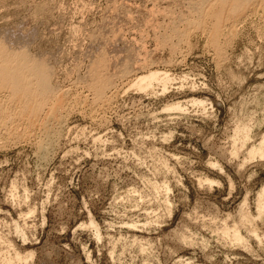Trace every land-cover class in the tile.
<instances>
[{"label": "rangeland", "instance_id": "374dc122", "mask_svg": "<svg viewBox=\"0 0 264 264\" xmlns=\"http://www.w3.org/2000/svg\"><path fill=\"white\" fill-rule=\"evenodd\" d=\"M218 2L0 0V46L49 66L55 104H5L0 264H264V0L215 49Z\"/></svg>", "mask_w": 264, "mask_h": 264}, {"label": "bare ground", "instance_id": "6f19581e", "mask_svg": "<svg viewBox=\"0 0 264 264\" xmlns=\"http://www.w3.org/2000/svg\"><path fill=\"white\" fill-rule=\"evenodd\" d=\"M252 1L253 0H219L218 4H215L214 6H211V8H208L210 10H208L207 15L205 16L206 19H200L201 22L197 21L198 24L200 23L199 25L202 24L203 26L209 24V20H207L208 17L215 21L214 27L210 25L212 27L210 29V37H211L210 43L211 44L213 43L215 49L219 48V45H218L219 36L218 35H220V34H218V33H219V28L221 27L220 24L222 22H224L225 20L229 19V17L231 15L237 14L241 9L246 7L247 4H249ZM226 4H228L229 6L226 7L225 6ZM202 15H203V12H202ZM210 26H209V28H210ZM1 33L3 36V32H1ZM11 33H12V30H11ZM14 33L12 34L13 37L17 36ZM220 33H221V30H220ZM21 34H20V36H21ZM24 37H25V34H24ZM24 37L22 35L21 38H24ZM26 37H28V36H26ZM4 39H5V37H4ZM16 39H18V38L16 37ZM24 39H22V40L24 41ZM28 39H29V37H28ZM19 40H20V38H19ZM1 41H2V39H1ZM16 42L18 43V41H16ZM3 43H5V41H3ZM0 44H2V43L0 42ZM5 45H8V44H5ZM3 46H4V44L2 46H0V93L1 92L7 93V98H6L7 103H3L4 101L2 102V100H1L2 104H4V105H2V104L0 105V124H2L4 121H7L8 119L13 120V118H14V116H10V115L7 116V113L10 112L9 107L7 108V105L9 103H10V105L12 103L13 106H14V104L18 105L17 107H19V109H20L19 114H24V112L35 114V113H38L43 108V106H47V105H49V107H51L50 110H53L55 107V104L54 103L52 104L53 101L51 102V104L49 103L51 101L50 98H52L54 95L53 94L54 92L52 91L53 88L50 86V82H51L50 77H51L52 73L50 72L51 69H49V66H46V63H44L38 59H33V57L30 58V55L29 56L25 55L27 52L24 53L23 51H25L27 49H25L23 51L21 50L24 54H21L22 52L20 53L18 51V53H20V55L16 54L17 56H14L15 55V53H14L15 51H14L13 52L14 57L9 58L7 56L8 57L7 58L5 55L6 54V50H5L6 47L4 48ZM10 48H8V49H10ZM11 50H10V52H9V50H7V55L9 53L12 54ZM3 53H4V56H3ZM102 54H104V53H102ZM10 56H12V55H10ZM103 57L106 59V57L104 55H103ZM102 58L99 57V59H102ZM109 59H108V62H109ZM95 61L96 60H94L93 63H95ZM92 65L90 67H92V68L94 67L95 69L93 68V70L92 69L90 70V68H89V70L91 72V73L90 72L89 73L90 74L93 73L95 75V73L98 72L97 70L101 69L100 66L102 65V62L97 61L95 63V65L94 64H92ZM104 65H106V63ZM104 65H103V67H104ZM99 74L100 73H98V75ZM94 75H91V76L94 77ZM165 75L163 78H161V75L158 71H149V72H147L146 75H141V77L137 80L135 87L139 91H145L150 86H152L153 82H157L159 80H161L162 82L167 81L168 76L167 75L165 76ZM96 77H97V75H96ZM100 80H101L103 86L100 84L99 85L102 88L99 86L97 88V87H95V86H97V84L96 85L94 83L92 84L93 85L92 88L95 87L96 89L95 88L94 89L97 90L96 91L97 94H95V95L98 96V99H99V95H100V98L103 97L102 92H103V88L105 85L104 82H106L105 79H103L102 77L100 78ZM105 88H106V86H105ZM6 99H4V100H6ZM52 100H56V99H52ZM5 104H7V105H5ZM258 151H261L264 153V141L262 142L261 146H259ZM253 152H254V150H252L251 153H253ZM261 156H264V155H261ZM259 203H260V205H259V216H261L262 213H264V188L260 192ZM247 216H248L247 213H245V214L243 213V221L245 222V223L243 222L244 223L243 225H245L247 223V220H246ZM236 239L238 240V238H236ZM16 257L18 258L17 260H20L18 255H16ZM30 258H31V256H30Z\"/></svg>", "mask_w": 264, "mask_h": 264}]
</instances>
